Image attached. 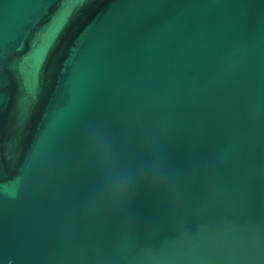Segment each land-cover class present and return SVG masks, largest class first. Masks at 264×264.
<instances>
[{
  "label": "water",
  "instance_id": "water-1",
  "mask_svg": "<svg viewBox=\"0 0 264 264\" xmlns=\"http://www.w3.org/2000/svg\"><path fill=\"white\" fill-rule=\"evenodd\" d=\"M0 264H264V0H0Z\"/></svg>",
  "mask_w": 264,
  "mask_h": 264
}]
</instances>
